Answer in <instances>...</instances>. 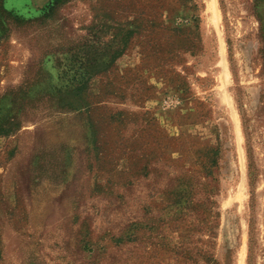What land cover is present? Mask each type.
I'll return each instance as SVG.
<instances>
[{
    "label": "rangeland",
    "instance_id": "374dc122",
    "mask_svg": "<svg viewBox=\"0 0 264 264\" xmlns=\"http://www.w3.org/2000/svg\"><path fill=\"white\" fill-rule=\"evenodd\" d=\"M0 264H264V0H0Z\"/></svg>",
    "mask_w": 264,
    "mask_h": 264
}]
</instances>
